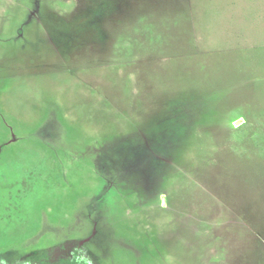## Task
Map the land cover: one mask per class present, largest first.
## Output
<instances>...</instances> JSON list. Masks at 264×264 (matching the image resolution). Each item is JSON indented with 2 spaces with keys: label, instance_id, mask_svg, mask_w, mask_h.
Segmentation results:
<instances>
[{
  "label": "rangeland",
  "instance_id": "obj_1",
  "mask_svg": "<svg viewBox=\"0 0 264 264\" xmlns=\"http://www.w3.org/2000/svg\"><path fill=\"white\" fill-rule=\"evenodd\" d=\"M264 264V0H0V264Z\"/></svg>",
  "mask_w": 264,
  "mask_h": 264
},
{
  "label": "trees",
  "instance_id": "obj_2",
  "mask_svg": "<svg viewBox=\"0 0 264 264\" xmlns=\"http://www.w3.org/2000/svg\"><path fill=\"white\" fill-rule=\"evenodd\" d=\"M49 251L47 249L37 250L27 256L26 262H38L39 264L48 263ZM53 264H91L87 260L83 259L79 250L73 251L71 256H64Z\"/></svg>",
  "mask_w": 264,
  "mask_h": 264
},
{
  "label": "flooded vegetation",
  "instance_id": "obj_3",
  "mask_svg": "<svg viewBox=\"0 0 264 264\" xmlns=\"http://www.w3.org/2000/svg\"><path fill=\"white\" fill-rule=\"evenodd\" d=\"M42 250V249H41ZM48 250V249H47ZM79 250V249H78ZM37 251V250H36ZM49 251V250H48ZM34 252V251H33ZM31 252V253H33ZM80 254H81V251L79 250ZM31 253L29 255H31ZM28 255V256H29ZM64 257V256H63ZM27 258V257H26ZM26 258L24 259L23 263L22 264H39L38 262H26ZM62 258V257H60ZM48 263H49V258H48Z\"/></svg>",
  "mask_w": 264,
  "mask_h": 264
}]
</instances>
